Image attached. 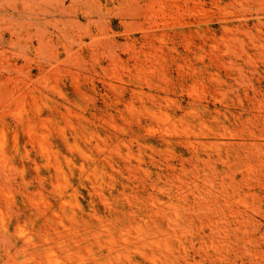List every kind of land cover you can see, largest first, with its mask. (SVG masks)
I'll list each match as a JSON object with an SVG mask.
<instances>
[{
	"label": "rangeland",
	"instance_id": "374dc122",
	"mask_svg": "<svg viewBox=\"0 0 264 264\" xmlns=\"http://www.w3.org/2000/svg\"><path fill=\"white\" fill-rule=\"evenodd\" d=\"M159 230L264 264V0H0V264H170Z\"/></svg>",
	"mask_w": 264,
	"mask_h": 264
},
{
	"label": "bare ground",
	"instance_id": "6f19581e",
	"mask_svg": "<svg viewBox=\"0 0 264 264\" xmlns=\"http://www.w3.org/2000/svg\"><path fill=\"white\" fill-rule=\"evenodd\" d=\"M132 90V89H131ZM133 92V91H132ZM134 92H135V90H134ZM137 93H138V91H137ZM155 98V97H154ZM154 102H155V100H154ZM153 102V103H154ZM151 108V107H150ZM155 108V107H154ZM151 111L153 110V109H150ZM149 110V111H150ZM160 112V111H159ZM158 111L156 112V115H158V113H159ZM150 113V112H149ZM161 113V112H160ZM166 115V114H165ZM168 115V114H167ZM154 118H155V114L153 113V115H152ZM170 116V115H169ZM158 118V117H157ZM160 118V117H159ZM165 119H167V120H169L168 118H166V116L164 117ZM161 119L162 120H164V122L166 121L165 119H163L162 117H161ZM160 119V120H161ZM81 132V131H80ZM63 134V133H62ZM82 134V137H84V138H86L89 134H90V132L89 131H86V132H83V133H81ZM80 134V135H81ZM63 136V139H64V141H65V143H69L70 145H72V146H74V148L75 149H79V152L80 153H82V154H84V155H87V153H86V151H85V149H82V148H80V147H78V143L76 142L77 140L76 139H74L73 138V140L72 141H69V139L67 138V136L66 135H62ZM41 147L42 148H46L45 146H44V144H41ZM48 158L50 159L51 158V160L53 159V161L51 162L52 164H53V168L55 169V172H56V174L57 175H59V176H61V178L63 177V176H65V174H64V167H65V165H66V167H67V165H69V164H73V161H71L69 158H65L66 159V162H65V164H63V163H61V161L58 159V156H57V153H54V152H52V151H49L48 152ZM65 159H64V161H65ZM80 173V175H82V176H86V177H88L90 180H91V183L90 184H92V185H94V186H97V188L98 189H100L101 188V186H100V182H103V179H102V171H101V169H98L97 167H93L90 171L88 170V169H86L85 168V165L84 164H80V166H79V170H78ZM85 176H84V178H85ZM62 180L64 181V182H67V180L65 179V177H63L62 178ZM88 181V180H87ZM89 182V181H88ZM67 185H69V184H67L66 183V185L64 184V190H63V188H60L61 186H59V188L56 190L57 191V194H58V197L60 198L59 200H61V203H62V207L64 208V205H63V203H69L70 202V199L72 198L71 196H75V194H73L72 193V195L70 196V198L69 199H67V197H66V191H65V186H67ZM58 187V186H57ZM63 187V186H62ZM68 194V193H67ZM149 197H150V195H149ZM153 197H154V199H155V202H157L158 201V199L160 198H158V196L157 195H154V193H153ZM166 198H168L167 196H166ZM73 199V198H72ZM172 199V198H171ZM170 199V200H171ZM151 200H152V198H151ZM151 200H149V201H151ZM157 200V201H156ZM163 201V200H162ZM165 201V200H164ZM75 202V201H74ZM155 202H154V204H155ZM159 202L160 201H158V204H159ZM169 202H171V201H169L168 200V202L166 201V203H169ZM174 202V201H173ZM150 203V202H149ZM165 203V202H164ZM163 203V204H164ZM172 203V202H171ZM178 203V202H177ZM72 204V203H71ZM152 204H153V200H152ZM178 204H180V203H178ZM170 205L171 204H169L168 206L170 207ZM175 205V204H174ZM181 205H182V203H181ZM69 207H71L70 205H68ZM132 206H136L137 208H138V205H137V203L135 202V205H132ZM177 206V205H176ZM175 206V207H176ZM68 207V208H69ZM172 207H173V205H172ZM63 208H61V209H63ZM136 208V209H137ZM181 208V207H180ZM180 208H178V209H180ZM172 209V208H171ZM175 209V208H174ZM174 209H172L171 211H173ZM177 209V210H178ZM69 210V209H68ZM93 212H92V215H94V210H92ZM165 211V210H164ZM163 211V212H164ZM175 211H176V209H175ZM70 212V211H69ZM170 212V211H169ZM174 212V211H173ZM172 212V213H173ZM166 213V212H165ZM70 219H73L76 215L75 214H73V211H71L70 213ZM75 215V216H74ZM167 215V214H166ZM174 215H177V214H173V216ZM143 218L144 217H140L138 220L139 221H142V223L143 224H147V221L146 220H143ZM166 220H168V219H166ZM60 221V220H59ZM172 221L173 220H171V223H172ZM61 222V221H60ZM152 223V222H151ZM173 223H175V221L173 222ZM62 224V223H61ZM144 225V226H145ZM170 225V224H169ZM176 225V224H175ZM139 228V227H138ZM141 228V227H140ZM168 228V227H167ZM171 228V227H170ZM170 228L168 229V230H170ZM172 229V228H171ZM175 229V228H174ZM167 230V231H168ZM180 231V230H179ZM137 232H138V235H139V239H142V242L145 244L146 242H149L150 244L153 242V240H155L154 238H153V240H151L152 238L149 236V231L147 232V231H143L142 229H138L137 230ZM170 232V231H169ZM158 234H157V236H156V238H157V245H155V246H157L158 248L157 249H159L158 251H157V253L156 254H158L159 256H162L163 258H165V260H169L170 261V264H181L180 262H179V260H177L176 259V253H179V252H182V251H184V249H185V244H184V242L183 241H177V243H174V242H170V241H167V239H166V236L168 235L169 236V234H167V232H165L164 230H159L158 232H157ZM137 234V233H136ZM174 235V234H173ZM177 235H179V234H177ZM175 236V235H174ZM97 237V238H96ZM96 237H94L95 238V240L97 239V243H99V237L98 236H96ZM174 238V237H173ZM176 238V237H175ZM179 238H180V236H179ZM81 239V238H80ZM79 239V240H80ZM147 240H149V241H147ZM185 242H187V241H185ZM58 247H60V248H64V253H65V257L63 258V259H61V258H59L56 254H55V252L54 251H52V249H47V251H46V256H47V261H48V264H74V262H77V264H89L88 262H87V258L83 255V254H81V253H73L72 251H71V248L69 247V246H67V248L65 247V243H67L66 241H62V240H59L58 242ZM109 243H112L111 241L109 242ZM89 251V250H88ZM90 252V251H89ZM155 254V253H154ZM154 254L153 253H151L150 254V258L152 257V258H154ZM155 254V255H156ZM93 259H95V257H93ZM93 263V262H92Z\"/></svg>",
	"mask_w": 264,
	"mask_h": 264
}]
</instances>
